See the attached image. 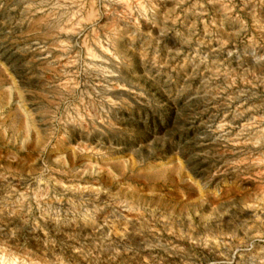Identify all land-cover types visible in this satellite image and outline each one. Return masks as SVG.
<instances>
[{"label": "rangeland", "instance_id": "374dc122", "mask_svg": "<svg viewBox=\"0 0 264 264\" xmlns=\"http://www.w3.org/2000/svg\"><path fill=\"white\" fill-rule=\"evenodd\" d=\"M0 264H264V0H0Z\"/></svg>", "mask_w": 264, "mask_h": 264}]
</instances>
